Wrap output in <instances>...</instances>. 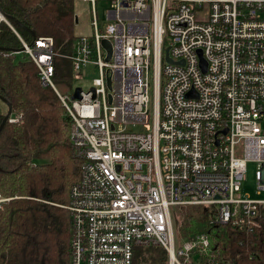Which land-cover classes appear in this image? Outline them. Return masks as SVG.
Masks as SVG:
<instances>
[{"label":"built area","instance_id":"built-area-1","mask_svg":"<svg viewBox=\"0 0 264 264\" xmlns=\"http://www.w3.org/2000/svg\"><path fill=\"white\" fill-rule=\"evenodd\" d=\"M86 1L94 33L69 54L52 36L26 41L0 10L22 43L10 53L36 64L71 119L81 174L62 205L70 264H133L136 247L149 245L163 246L169 264H224L209 231L177 237L175 209L207 206L212 224L247 232L263 224L264 198L241 189L255 163L264 192V0H109L102 24L97 0ZM57 55L76 78L97 70L79 98L74 82L71 92L54 82ZM20 118L12 111L7 122Z\"/></svg>","mask_w":264,"mask_h":264},{"label":"trees","instance_id":"trees-1","mask_svg":"<svg viewBox=\"0 0 264 264\" xmlns=\"http://www.w3.org/2000/svg\"><path fill=\"white\" fill-rule=\"evenodd\" d=\"M0 5L26 41L32 42V29L36 37L52 36L55 51L73 52L81 35L76 0H0ZM0 46L22 47L5 22ZM54 63L57 87H72L71 59L57 55ZM0 95L21 114L0 132V264H70L72 221L62 205L81 174V161L71 153L70 116L55 90L42 84L36 64L10 51L0 50ZM3 117L0 113V123ZM211 217L207 206L175 209L177 237L209 231L224 264H264V220L247 232L214 225ZM133 264H169V253L159 245L137 246Z\"/></svg>","mask_w":264,"mask_h":264},{"label":"rangeland","instance_id":"rangeland-1","mask_svg":"<svg viewBox=\"0 0 264 264\" xmlns=\"http://www.w3.org/2000/svg\"><path fill=\"white\" fill-rule=\"evenodd\" d=\"M109 6V0H97V4L95 9L97 11L98 20L102 24L104 19L106 18V10ZM76 11L78 15V23L76 25V32L77 34H88L92 35L94 33V27L91 24L93 19V9L89 1L86 0H76ZM26 58L27 56L23 53L17 54L16 59ZM90 69V70H89ZM86 74H84L83 78H76L74 80V87H82L83 89H88L91 86L92 78L98 75L97 70L92 71L91 67H89ZM63 92H71V87L67 86L61 89ZM7 112V105L0 100V113L6 114ZM130 129L139 130L142 128L141 125H130ZM255 163H250L248 165V170L246 173V179L242 185V194L244 196H251L253 198H264V192L257 194L256 192V184H255V177H254V170H255Z\"/></svg>","mask_w":264,"mask_h":264},{"label":"water","instance_id":"water-1","mask_svg":"<svg viewBox=\"0 0 264 264\" xmlns=\"http://www.w3.org/2000/svg\"><path fill=\"white\" fill-rule=\"evenodd\" d=\"M0 10H1V12H3L4 13V11H3V9L1 8V5H0ZM5 14V13H4ZM5 16L6 17H8L9 18V16L7 15V14H5ZM75 19H76V22H78V17L76 16L75 17ZM18 23H20V22H18ZM21 24V23H20ZM30 32H31V34H32V36H33V40L36 38V34H35V31L34 30H30ZM103 44H104V46L107 48V50H108V56H107V59H109L110 58V56H111V43H110V41L108 40V39H103ZM169 49H170V47L169 46H167L166 48H165V59L168 61V62H170V63H173V60H172V58L170 57V55H169ZM0 50H5V51H14V50H17V49H12V48H4V47H2V46H0ZM199 53H200V56H201V51H199ZM181 63H183V61L181 62ZM201 65H202V67L204 68V70H205V66H206V62L204 61V59L202 58V56H201ZM80 90H81V88L80 87H76L75 88V91H74V94H73V97L74 98H79L80 97ZM190 93H188V95H189ZM0 100H2L6 105H7V112H6V114H4V117H3V119H2V121H1V123H0V132H1V130L3 129V127H4V125L7 123V119H8V117H9V115L11 114V112H12V103H11V101L8 99V98H6V97H3V96H1L0 95ZM174 222H175V225L177 226L178 225V220L175 218V220H174Z\"/></svg>","mask_w":264,"mask_h":264}]
</instances>
